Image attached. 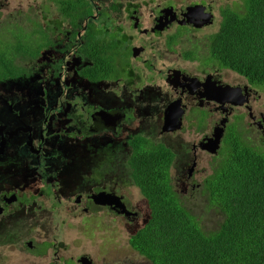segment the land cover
I'll return each mask as SVG.
<instances>
[{"label":"flooded vegetation","instance_id":"flooded-vegetation-1","mask_svg":"<svg viewBox=\"0 0 264 264\" xmlns=\"http://www.w3.org/2000/svg\"><path fill=\"white\" fill-rule=\"evenodd\" d=\"M94 5V10L101 13L99 17L105 19L106 29L104 28V21L99 22L98 26L107 34L106 38L109 40L108 34L113 33V38L116 40L128 39L130 41V60H126L121 56L125 52L122 47L127 46V41H121L118 54L108 53L112 54L115 64L113 72L121 74L124 69L127 71V67L130 64L128 70L133 73V77L127 80L117 77L114 81H107L90 80L83 75V68L91 67L94 64V58L91 55L79 52V48L86 37L87 27L85 24L77 29V35L73 39H71L69 32L64 33V30H67L68 27H63L61 30L63 35L59 36L55 49L53 51L50 49L45 50L54 54L51 63L43 64V67L48 66L49 69L41 70L42 72L47 70L46 72L48 73L44 77L47 81L53 79L55 82L53 89H51V91H56L57 93V97L54 100L51 99L50 101L46 96H43L41 100L44 102L40 106L34 104L35 102H31L29 98L12 99L3 96L0 92V248H5L12 252L11 258L8 259L11 264L15 263L14 258L18 245L24 247L23 251L26 250L24 255L28 257V261L25 264H94L90 254L85 251L75 255H64L63 252H66L69 247L60 238V233L57 232L60 226L53 224L50 227L45 225V221L42 220L48 217V213L45 211L48 204L52 206L53 201H56L54 203L55 210L61 215L58 208L63 203V200L66 198L70 199L65 195L52 194L56 184L52 185L49 182H61V180L55 178L61 170L55 167L52 163L53 157L49 156L55 151L51 149L49 152L46 147L51 145L57 150L58 146H61L62 142L58 144L59 134L56 135L55 139L52 137L53 122L59 117L67 116H70V120L74 121L75 115L70 110L72 107L79 108L84 112L81 115H76L80 123V126L76 128H83L84 124H88L87 129L90 132L94 130L105 131L104 127H106V131L114 132L121 122L128 120V118L123 119L119 123V112L122 111L117 109H96L94 106L85 109L84 106L77 107L70 102L67 110L63 107L61 108V105L58 104L62 100L60 98L61 96L63 98L66 96L61 89H68L69 86L73 89L74 87V81L67 78L70 64L73 66L82 63L76 75L91 87L108 82L115 85L116 83H121L130 88L141 78L140 75L143 70L148 69L151 73L154 72L153 65L155 67L160 55L152 54L150 58L144 59L140 57L142 71L141 68H139L140 70L136 69L133 65L134 62H138L139 58L136 56L139 52H141L142 56V53L144 54L148 49H155L152 43L153 39L161 40V45L166 50L163 52L174 51L176 53V60L177 62L179 61L180 66L175 69L169 66L156 71L157 78H160L165 70L168 95L158 96L157 105L150 103L148 109L143 110V113L152 115L154 118L153 114L157 112L158 107L159 115L155 117L151 127L156 125L159 132L151 142L158 148L161 146L169 148L174 153L175 159L176 154L172 149L181 148V146L183 148L187 147L191 139L197 133L200 134L197 143L191 144L193 153H186L188 158L183 156L182 159H174L172 163V168L175 167L174 169H178L181 172V177L176 179L175 182L177 184L179 181L183 188L185 182L190 180L193 183L190 170L199 159L198 153L200 151L198 150L210 155L212 159L210 160V165L213 164V159L218 158V156H215L217 152L210 153L204 146L206 143H210L217 144L219 149L223 147L228 133L230 130H234L233 127H230L232 123L238 131L245 132L244 130L246 129L243 127H246L251 132V135L248 136H246V132L241 134L244 140L247 137L248 142L251 144L258 146L260 149L264 147V113L260 112L256 117L252 108L256 99L260 97L255 86L242 77L243 82L237 79H230L227 76L230 73L228 69H224L217 64H208L200 59L204 50L209 49V36L212 33H216V31H213L204 34L206 30L216 24L211 4L202 2L183 3L178 0L170 5H156L152 11H148L150 4H145L144 9L148 11L145 13L147 19V24L145 25L142 21L144 16L141 12V5L126 2L115 5L122 6L121 8L109 7L101 9H98V4ZM195 5L201 7L200 12L198 8H195L189 14L190 22L185 21L183 14L186 12L187 7ZM170 7L173 10L166 11ZM201 12L211 14L209 23L202 22ZM133 15L137 16L138 25L134 24ZM117 21L119 23L115 24ZM159 26H162V29H159ZM72 30L70 29V32ZM162 33H165V38ZM182 41L192 42L193 51H191L189 43ZM88 48L94 54L96 43L92 40ZM138 49L140 51L137 52L136 50ZM162 55L166 56L163 53ZM68 60H72V62L70 63ZM21 77L23 79L29 78L26 76ZM93 77L99 78L97 74ZM151 77L149 76V78ZM223 100L224 103L221 102ZM232 101H243V104L233 105ZM153 106H155V110H153ZM38 109L39 113L42 114L41 117H38ZM78 113L80 112L78 111ZM246 116H248V121L245 120ZM34 117L37 118L36 122H32ZM186 125L193 128L190 132H193V134L181 137L177 141L173 140L171 138L172 135H175L173 133L179 132L180 135H183ZM221 126H224V128L219 140L210 139L214 129ZM71 127L72 130L75 129L74 126ZM134 137H139V135ZM129 142L130 140L126 143L128 144ZM107 144H112L115 149L123 147L122 144L118 145L112 140H108ZM72 148L74 149L75 146H72ZM31 168L34 176L37 175L39 177L34 178L35 189L28 188V184L24 182L26 180L29 181L26 177L31 175ZM37 181L39 182L37 183ZM49 189L53 191L49 193ZM92 191L90 194L78 195L74 199L76 207L83 204L80 208V213H83V215L94 214L98 210H106L112 215L121 216L126 220H133L136 217L121 215L118 203L114 205L115 202L110 199L111 196H100L98 200L102 202L101 205L94 203L92 195L97 196L101 192H105V195L112 193L120 197L121 202L130 211L125 204L126 200L111 189L100 188ZM41 223L42 225H40ZM60 225H64L63 221ZM28 232L34 235L35 238L27 237L26 234ZM3 250H0V253ZM4 260L5 258L0 254V261ZM146 263L149 264L147 260ZM118 264L142 263L131 262L130 259H119Z\"/></svg>","mask_w":264,"mask_h":264},{"label":"trees","instance_id":"trees-1","mask_svg":"<svg viewBox=\"0 0 264 264\" xmlns=\"http://www.w3.org/2000/svg\"><path fill=\"white\" fill-rule=\"evenodd\" d=\"M45 1L54 5L57 17L51 15L43 26L30 16L26 24L22 19L2 21L0 80L30 77L33 69L26 67L28 62L40 58L47 49H55L64 25H68L64 33L69 32L71 39L76 37L82 21H86L87 32L79 52L94 58L91 67L83 68V75L107 81L133 77L130 64L121 74L113 72L112 54H118L121 41H127L121 56L130 60V41L116 40L109 31V40L106 38L98 26L104 21L106 29L105 19L94 10V0ZM241 1L238 8L234 3L219 9V30L208 39L209 49L200 59L231 70L262 89L264 0ZM92 40L96 43L94 54L88 48ZM95 74L99 78H94ZM245 132L230 130L223 147L215 151V160H220L209 164L210 174L195 187L198 193L187 197L172 185L174 153L143 137L131 139L127 161L131 178L150 210L148 218L128 238L132 250L152 264H264V147L251 144L247 137L244 140L241 134ZM199 196L202 205L196 203ZM194 206H201L199 212ZM214 215L215 224L201 219Z\"/></svg>","mask_w":264,"mask_h":264},{"label":"rangeland","instance_id":"rangeland-1","mask_svg":"<svg viewBox=\"0 0 264 264\" xmlns=\"http://www.w3.org/2000/svg\"><path fill=\"white\" fill-rule=\"evenodd\" d=\"M178 0H94L93 4H98V9L101 8H121L122 6H115L117 3L131 2L133 4L141 5V12L143 14L142 21L144 25L147 24L145 13L154 10L156 5L173 4ZM183 3H209L212 5L213 13L216 19V24L214 27L209 28L204 34L208 32H213L217 30L218 24L220 22V13L218 9L225 6H235L242 5L241 0H180ZM145 4H150L148 11L144 9ZM43 12H46V18H42ZM52 17H57L55 12V7L52 3H46L45 0H0V28L4 26L3 20H18L22 19L24 24L27 23V17L35 18L43 26L45 19ZM119 23L118 21L115 23ZM20 23L21 27L25 25ZM86 21H82L81 25H85ZM63 27H68L64 25ZM165 36V33H162ZM162 36V38H163ZM161 38V39H162ZM62 42V40H60ZM189 43L191 51H193L192 42L182 41ZM153 45L155 49H148L144 54L139 52L136 56L138 62H134V67L136 69L141 68L142 64L140 61L144 58H150L152 54L160 55L157 60L155 67L153 65L154 72L148 71V69L143 70L141 73V78L137 83L133 84L130 88L122 85L121 83L110 84L108 82L99 84L95 87H91L87 82L81 80L77 77V70L82 66V63L75 65L70 64V69L68 70V79L74 81L73 89L68 87V89H61L66 94L65 98L61 96V108L67 110L69 102L75 104L77 107L84 106L91 108L94 106L96 109L102 108L105 110H121L119 112L118 122L120 126L114 132L104 130H94L90 132L87 129L88 124H84L83 128H76L80 126L76 115H81L83 110L79 108H70V110L75 115V120L71 121L70 116L59 117L53 122V139L58 136V144L62 142L61 146H58L56 150L51 145L46 147L49 152L51 149L55 151L52 153L53 161L52 163L60 169L59 175L55 176L57 180L61 182L56 183L55 181L49 182V184L55 185L54 191L49 189V193L52 192L53 195H65L70 199L66 198L63 203L58 208L61 212H57L54 206L56 201H53L52 206L48 204L45 211L48 213L47 219L44 220V224L52 226H60L57 232L60 233V238L63 239L67 244L69 249L63 252L64 255H75L80 254L83 251L87 252L91 256L94 264H118L119 259H130L131 262H140L142 264H147L146 260L139 256L136 251L132 250L128 244V238L135 232L134 230L140 227L144 221L148 218L150 210L148 208L147 202L141 195L139 189L134 185L131 178V170L128 165V158L131 152V148L127 141L139 135L149 140L155 138L158 134L159 129L156 125L151 127V123L158 116L157 112L152 115H146L143 110L148 109L150 103L157 105L158 96L168 95L167 93V83H166V72L163 71V75L157 78L156 71L161 68H167L169 66L174 69L180 66L179 61L177 62L176 53L174 51H166L161 45L160 39H153ZM162 53L166 56H163ZM54 54L51 51H45L40 58L33 62H28L27 68H32V74L29 78L23 79V77L15 79H6L0 81V92L5 97H10L12 99H30L34 104L42 106L43 102L41 98L46 96L48 100L55 99L57 97L56 91H51L53 89L55 82L53 79L47 81L44 77L48 72H46L49 67H43V64H48L52 62V57ZM72 62V60H68ZM47 69L42 72V69ZM140 70V69H139ZM140 71V72H141ZM230 72V71H229ZM228 73L230 79H237L240 82L244 80L241 77H237L235 73ZM235 74V75H234ZM149 76H152L149 78ZM20 80V82H19ZM49 82V83H48ZM66 88V87H65ZM24 90V91H23ZM259 99H256L252 108L254 109V115L257 117L258 113H264V88L259 89L256 87ZM48 96V97H47ZM71 98V99H70ZM53 102V101H52ZM84 104V105H83ZM38 108V107H36ZM40 109V108H39ZM38 117L42 114L39 113ZM155 110V106H153ZM78 111L80 113H78ZM90 114V113H89ZM85 115V114H84ZM86 116V115H85ZM89 116V115H88ZM137 119V120H136ZM37 118L34 117L32 122H36ZM248 121V116L245 118ZM66 126V127H65ZM74 126L75 129L72 130ZM234 130L236 128L233 123L230 125ZM247 134L251 135V132L246 128ZM70 134H69V133ZM171 138L175 141L179 140L181 137L191 136L193 134L189 133L186 135H180L179 132L173 133ZM105 136V138H103ZM79 137V138H78ZM200 134H196L191 141L188 143L187 147L174 148L173 152L176 154V159H182L183 156L187 157V154L193 153L191 149V144H196ZM253 137V135H252ZM107 139V140H104ZM108 140H112L116 144H122L123 147L115 149L112 144H107ZM153 145V144H152ZM72 146H75L73 149ZM176 146V144H175ZM148 147V146H147ZM68 153H66V152ZM197 151V150H194ZM198 153L199 159L196 161V165L190 170L192 172L191 179L193 183L189 180L185 182L184 188L180 185V182L176 184L175 180L172 179V185L176 192L182 196H188L193 193H198L197 188H195L199 183H202L210 174L211 168L209 166L211 157L207 155L204 151ZM175 159V160H176ZM220 159H216L214 164ZM175 168V167H174ZM178 170V169H177ZM48 171V170H47ZM176 173V170L174 169ZM22 177H24L22 175ZM28 180L24 181L28 184V188L35 189L34 178H39L37 175L34 176L33 169L31 168V175L26 177ZM51 178V177H48ZM39 181H37L38 183ZM189 184V185H188ZM106 188L111 189L117 195L122 196L126 202L127 208L135 213V218L133 220H126L121 216L112 215L106 210H98L94 214H84L80 213V208L75 206L74 199L78 195H85L92 193L93 189ZM202 196H199L196 200L198 205H202ZM201 206H194V210L199 212ZM202 213V212H201ZM209 219L208 223L215 224L217 217L211 216V218H201ZM63 221L64 225H60ZM42 225V223L40 224ZM209 230H212L209 227ZM50 235V233H49ZM29 238H35L30 232L26 234ZM1 256L5 258L4 261H0V264H11L8 259L11 258L12 252L5 248H0ZM22 245H18L16 248V256L14 258V264H25L28 261V257L24 255L25 251ZM22 260V262H21ZM152 264V263H150Z\"/></svg>","mask_w":264,"mask_h":264},{"label":"water","instance_id":"water-1","mask_svg":"<svg viewBox=\"0 0 264 264\" xmlns=\"http://www.w3.org/2000/svg\"><path fill=\"white\" fill-rule=\"evenodd\" d=\"M195 8H198V9H199V12H200L201 7H200L199 5H195V6L187 7L186 12L183 14V16H184V18H185V21L190 22L189 14H190ZM172 10H173V9H172L171 7L168 8V9H166V11H172ZM200 17H201V20H202L203 23H209V21H210V19H211V15L206 14V13H202V12L200 13ZM158 28H159V29H162V26H159ZM136 51L138 52V51H140V50L138 49V50H136ZM221 102L224 103V100L221 101ZM231 103H232L233 105H238V104H243V101H239V102H234V101H232ZM102 112H103V111H102ZM223 128H224V126L216 127V128L214 129V132H213L212 138H214L215 141L219 140V138L222 136ZM212 138H210V139H212ZM217 147H218L217 144H210V143H206L205 146H204V148H206V150L208 149V151H209L210 153H214V152L216 151ZM103 195H104L105 197H107V196H111L110 199H111L113 202H115L114 205H116V204L118 203V207L120 208L119 213H120L121 215H124V216H126V217H129V216H135V213H132V212H130V211H128V210L126 209V207L124 206V204L121 202V198H120V197H117V196H115V195H113L112 193H109L108 195H105V192H101V193L98 194L97 196L92 195V198H93V200H94V203H95V204H98V205H101L102 202H100V201L98 200V198H99L100 196H103Z\"/></svg>","mask_w":264,"mask_h":264},{"label":"clouds","instance_id":"clouds-1","mask_svg":"<svg viewBox=\"0 0 264 264\" xmlns=\"http://www.w3.org/2000/svg\"><path fill=\"white\" fill-rule=\"evenodd\" d=\"M131 3V2H130ZM131 4H133V3H131ZM137 5H139V4H137ZM209 15H211V14H209ZM133 21H134V24L135 25H138V21H137V16L136 15H133ZM218 30H219V27H218V29L216 30V32H218ZM215 34V33H214ZM213 33L209 36V39L214 35ZM228 71V70H227ZM230 72H232L231 70H229ZM232 73H234V72H232ZM231 73V74H232ZM236 74V73H235ZM234 74V75H235ZM236 76H238V74H236ZM238 77H241V76H238ZM243 78V77H242ZM191 129H193V128H191V127H189L188 125H186V127H185V133L183 134V135H185V134H188V133H190L191 132ZM214 132V131H213ZM210 138H212V136L210 137ZM176 170V173L174 172V168H172V166H171V170H170V174H171V176H172V179L173 180H176V179H179L180 177H181V172L179 171V170H177V169H175ZM145 259V258H144ZM146 260V259H145ZM149 264H150V262H149Z\"/></svg>","mask_w":264,"mask_h":264}]
</instances>
